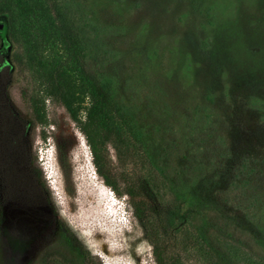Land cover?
Masks as SVG:
<instances>
[{
	"label": "rangeland",
	"instance_id": "rangeland-1",
	"mask_svg": "<svg viewBox=\"0 0 264 264\" xmlns=\"http://www.w3.org/2000/svg\"><path fill=\"white\" fill-rule=\"evenodd\" d=\"M56 11L84 38L88 70L168 178V224L192 218L217 264H243L235 248L264 261V0H56ZM6 22L0 18V264H156L128 197L98 175L65 108L48 101L50 125L34 124L24 97L32 82L12 60L19 49ZM108 155L123 189L124 168L111 147ZM114 219L122 225L106 231Z\"/></svg>",
	"mask_w": 264,
	"mask_h": 264
},
{
	"label": "trees",
	"instance_id": "trees-1",
	"mask_svg": "<svg viewBox=\"0 0 264 264\" xmlns=\"http://www.w3.org/2000/svg\"><path fill=\"white\" fill-rule=\"evenodd\" d=\"M0 18L7 20L2 27L19 49L12 60L32 82L24 97L34 124L50 125L48 101L65 108L86 139L98 175L117 195L128 197L135 218L147 230L156 264H217L214 251L192 218L168 224L173 215L161 208L166 197L173 198V188L154 166L135 126L122 114L109 88L88 70L84 38H77L59 22L56 0H0ZM21 142L16 137L18 147ZM110 147L124 168L123 189L107 170ZM58 154L65 167L60 147ZM154 216L157 225L151 221ZM233 256L243 264H264L236 248Z\"/></svg>",
	"mask_w": 264,
	"mask_h": 264
},
{
	"label": "bare ground",
	"instance_id": "bare-ground-1",
	"mask_svg": "<svg viewBox=\"0 0 264 264\" xmlns=\"http://www.w3.org/2000/svg\"><path fill=\"white\" fill-rule=\"evenodd\" d=\"M92 207H93V206H92ZM113 211H114V210H113ZM94 212H96V211H94ZM89 213H90V212H89ZM112 213H113V212H112ZM95 214H96V213H95ZM100 214H101V213H99V215H100ZM105 215H106V214H105ZM116 215H117V214H116ZM112 216H113V215H112ZM100 217H101V216H100ZM110 217H111V216H110ZM115 217H116V216H115ZM88 218H89V216H88ZM100 220H101V219H100ZM100 220H99V221H100ZM111 220H112V219H111ZM103 221H104V220H102V223H104ZM94 222L97 223L98 221L95 220ZM94 222H93V223H94ZM100 222H101V221H100ZM108 222H109V221H107V223H108ZM112 222H113V223H112ZM102 223H101V224H102ZM105 223H106V222H105ZM107 223H106V224H107ZM120 224L122 225L121 221L119 222L117 219H114V221H111V224H110L108 227H106L105 230L108 231V232H109V231H113V230H115V229L117 230V228L120 226ZM96 225H97V224H96ZM103 226H104V224L102 225V227H103ZM105 226H106V225H105ZM103 229H104V228H103ZM118 229H119V228H118ZM99 230H100V229H99ZM114 232H115V231H114ZM111 235H112V234H111ZM116 235H117V234H116ZM118 235H119V234H118ZM112 236H113V235H112ZM113 237H114V236H113ZM112 239H113V238H112ZM115 240H116V239H115ZM116 241H117V240H116ZM115 243H116V242H115ZM113 245H114V243H113ZM115 245H116V244H115ZM116 246H117V245H116ZM113 247H114V246H113ZM113 247H112V248H113ZM116 248H117V247H116Z\"/></svg>",
	"mask_w": 264,
	"mask_h": 264
},
{
	"label": "clouds",
	"instance_id": "clouds-1",
	"mask_svg": "<svg viewBox=\"0 0 264 264\" xmlns=\"http://www.w3.org/2000/svg\"><path fill=\"white\" fill-rule=\"evenodd\" d=\"M124 204H125V203H124ZM122 205H123V204H122ZM120 208H122V206H121ZM124 209H125V210H124L123 212L128 211L126 206L124 207ZM124 215H125V213H124ZM124 215H123V216H124Z\"/></svg>",
	"mask_w": 264,
	"mask_h": 264
},
{
	"label": "flooded vegetation",
	"instance_id": "flooded-vegetation-1",
	"mask_svg": "<svg viewBox=\"0 0 264 264\" xmlns=\"http://www.w3.org/2000/svg\"><path fill=\"white\" fill-rule=\"evenodd\" d=\"M9 121H11V120H9Z\"/></svg>",
	"mask_w": 264,
	"mask_h": 264
}]
</instances>
